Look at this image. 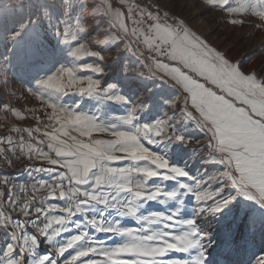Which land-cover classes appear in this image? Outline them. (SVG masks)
Instances as JSON below:
<instances>
[{
	"label": "snow or ice",
	"instance_id": "obj_1",
	"mask_svg": "<svg viewBox=\"0 0 264 264\" xmlns=\"http://www.w3.org/2000/svg\"><path fill=\"white\" fill-rule=\"evenodd\" d=\"M209 3L230 14L240 11L229 0ZM120 4L126 10L112 0H15L16 8L31 5L38 21H48L56 40L51 53L60 48L71 61L29 89L46 122L36 109H27L36 127L10 129L15 138L0 135V160L8 167L21 158L41 162L25 168L30 184L0 175V264H207L209 218L238 197L264 207V67L257 71L231 62L184 20L169 23L167 12L127 0ZM252 15L264 29V0L252 6ZM105 21L106 27L97 28ZM34 24L31 15L17 20L6 29L7 38L20 44ZM99 31L104 37L95 40L92 32ZM105 45H115L113 57L130 53L148 69L149 79L177 90L163 118L138 123L149 108L145 100L130 99L119 82L104 86ZM123 71L136 67L124 65ZM0 73L6 75L3 65ZM70 95L95 100L96 111L61 102ZM111 101L128 105L126 115L105 120L102 106ZM0 108L27 118L10 105ZM189 121L205 140L197 154L215 166L199 176L159 148L193 144L178 130ZM192 198L195 212L186 218L185 200ZM152 202L165 208L154 210ZM42 245L48 248L43 253ZM256 264H264V256Z\"/></svg>",
	"mask_w": 264,
	"mask_h": 264
},
{
	"label": "rangeland",
	"instance_id": "obj_2",
	"mask_svg": "<svg viewBox=\"0 0 264 264\" xmlns=\"http://www.w3.org/2000/svg\"><path fill=\"white\" fill-rule=\"evenodd\" d=\"M150 1L151 5L141 8L153 12L158 10L161 15L167 12L169 23L176 19L184 20L193 32L222 52L231 62L243 64L257 71L264 67V29L256 27L259 18L252 15V6L257 4V0H229V6L240 9L239 12L231 14L222 10L218 3H209V0ZM112 2L114 7L126 10L127 4L121 5L120 0H112ZM127 3L136 5L134 0H127ZM29 15L35 21L33 31L25 36L20 44L14 46V43L7 38L6 29H13L17 20L25 19ZM232 18L243 19L245 23L233 25L229 23ZM106 26L107 21L97 28ZM92 35L95 40L104 37L102 31L92 32ZM55 44L56 40L53 38L48 21L46 19L43 23L38 21L36 10L31 5L28 9L21 10L15 7V0H0V65H3L6 72V75L0 73V104L10 105L27 117L21 119L13 112L0 108V135H12L15 138L16 134L10 129L36 127L37 121L27 109H36L35 114L46 122L44 109L37 95L29 89H35L40 77L50 75L61 64H70L71 58L60 48L56 49L54 55L51 53V48ZM103 47L105 50L102 54L109 57V62L105 66L104 86L119 82L122 93L130 99L142 97L145 100L149 108L147 112L141 113L138 123H150L163 118L169 101L178 95L177 90L157 78L149 79L148 69L139 67L137 58L130 53L121 52L113 57L111 53L115 51V45ZM146 55L150 53L146 52ZM84 59L91 58L84 57ZM6 60L8 63H5ZM83 62L85 61H81ZM124 65L136 67V71L125 73ZM139 72H144L145 75L142 76ZM80 74L85 75V73ZM61 102L69 105L80 104L83 111H96L97 108L95 100L78 95L62 97ZM177 104H182V97L177 99ZM102 107L104 119L112 120L125 116L129 106L111 101ZM178 130L191 136L194 140L193 144H173L168 149L160 145V151L165 152L172 163L185 167L192 176H199L205 168L211 171L215 166L205 164L197 154L205 140L195 125L190 121L183 122L178 126ZM196 140H199V143H195ZM152 147L155 149L157 145ZM26 163L21 166L22 174L12 173V178L17 184L28 183L30 178L25 168L30 165L39 166L41 162L26 159ZM0 175L11 176V172L0 171ZM167 183L173 186L175 184V182ZM151 207L154 210H163L165 205L152 202ZM194 212V198L185 200V217L191 218ZM209 219L211 227H208V231L211 235L207 264H256L257 258L264 256V207L255 201L238 197L228 209L216 218ZM134 225L133 221L132 226ZM99 238L105 237L101 234ZM47 250V246L42 245L41 252Z\"/></svg>",
	"mask_w": 264,
	"mask_h": 264
},
{
	"label": "built area",
	"instance_id": "obj_3",
	"mask_svg": "<svg viewBox=\"0 0 264 264\" xmlns=\"http://www.w3.org/2000/svg\"><path fill=\"white\" fill-rule=\"evenodd\" d=\"M136 2V4H138L140 7H148L149 5H151V1L150 0H134ZM13 134V133H12ZM26 135V134H25ZM22 164H27L26 163V159L25 158H21L16 160L15 162V167L14 168H21ZM13 168V169H14ZM12 178V171H11V176ZM28 184H30V179H28ZM39 195H45L44 192L39 193Z\"/></svg>",
	"mask_w": 264,
	"mask_h": 264
},
{
	"label": "crops",
	"instance_id": "obj_4",
	"mask_svg": "<svg viewBox=\"0 0 264 264\" xmlns=\"http://www.w3.org/2000/svg\"><path fill=\"white\" fill-rule=\"evenodd\" d=\"M14 166L13 167H8L7 166V164L3 161V160H0V171H5V172H11L12 171V173H19V174H22V169L20 168H14Z\"/></svg>",
	"mask_w": 264,
	"mask_h": 264
},
{
	"label": "trees",
	"instance_id": "obj_5",
	"mask_svg": "<svg viewBox=\"0 0 264 264\" xmlns=\"http://www.w3.org/2000/svg\"><path fill=\"white\" fill-rule=\"evenodd\" d=\"M20 169V168H19ZM22 169V168H21ZM6 173V172H5Z\"/></svg>",
	"mask_w": 264,
	"mask_h": 264
}]
</instances>
